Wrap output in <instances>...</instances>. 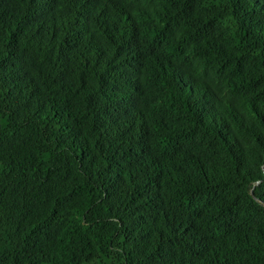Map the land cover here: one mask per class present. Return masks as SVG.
Returning <instances> with one entry per match:
<instances>
[{
  "label": "trees",
  "instance_id": "1",
  "mask_svg": "<svg viewBox=\"0 0 264 264\" xmlns=\"http://www.w3.org/2000/svg\"><path fill=\"white\" fill-rule=\"evenodd\" d=\"M0 264H264V0H0Z\"/></svg>",
  "mask_w": 264,
  "mask_h": 264
}]
</instances>
